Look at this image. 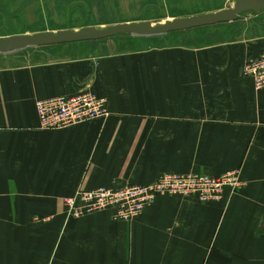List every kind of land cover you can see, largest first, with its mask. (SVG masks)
<instances>
[{"label": "crops", "instance_id": "0c3cea01", "mask_svg": "<svg viewBox=\"0 0 264 264\" xmlns=\"http://www.w3.org/2000/svg\"><path fill=\"white\" fill-rule=\"evenodd\" d=\"M263 51L264 11L0 54V264H264V88L243 75ZM85 89L105 119L39 127L37 100ZM231 170L235 193L159 194L129 222L63 205L79 188Z\"/></svg>", "mask_w": 264, "mask_h": 264}, {"label": "built area", "instance_id": "2783aa9c", "mask_svg": "<svg viewBox=\"0 0 264 264\" xmlns=\"http://www.w3.org/2000/svg\"><path fill=\"white\" fill-rule=\"evenodd\" d=\"M255 90L264 88V51L243 66ZM39 127L65 129L83 122L105 119L110 113L104 98L85 89L74 95H59L35 102ZM237 170L218 176L207 174L164 173L148 184H124L111 187L79 188L63 198L65 212L71 217L112 210V218L129 222L154 203L159 194L193 197L199 202L220 200L224 193H235L241 186Z\"/></svg>", "mask_w": 264, "mask_h": 264}, {"label": "rangeland", "instance_id": "374dc122", "mask_svg": "<svg viewBox=\"0 0 264 264\" xmlns=\"http://www.w3.org/2000/svg\"><path fill=\"white\" fill-rule=\"evenodd\" d=\"M216 2L217 0H0V38L69 28H102L125 20H133L132 22H136L134 24L147 21L157 25L175 18L210 13L208 11ZM234 2L235 0L223 1L226 8L232 7ZM260 12H243L234 20L246 21V18ZM33 49L26 48L23 53Z\"/></svg>", "mask_w": 264, "mask_h": 264}, {"label": "water", "instance_id": "95a60500", "mask_svg": "<svg viewBox=\"0 0 264 264\" xmlns=\"http://www.w3.org/2000/svg\"><path fill=\"white\" fill-rule=\"evenodd\" d=\"M264 11V0H235L232 7L216 12L184 18H175L162 24L117 23L102 28L87 27L81 30L61 29L23 33L0 38V54L12 53L26 48L57 45L63 43L101 40L116 35L155 36L236 19L243 12Z\"/></svg>", "mask_w": 264, "mask_h": 264}]
</instances>
